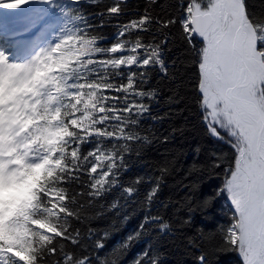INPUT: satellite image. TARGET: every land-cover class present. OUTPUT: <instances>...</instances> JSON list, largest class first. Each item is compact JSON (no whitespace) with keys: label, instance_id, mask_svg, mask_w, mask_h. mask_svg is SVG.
Segmentation results:
<instances>
[{"label":"snow or ice","instance_id":"1","mask_svg":"<svg viewBox=\"0 0 264 264\" xmlns=\"http://www.w3.org/2000/svg\"><path fill=\"white\" fill-rule=\"evenodd\" d=\"M54 2L0 0V12ZM89 2L98 11L81 12L79 27L47 47L50 21L38 9L23 18L17 49L40 41L30 59L0 48V264H117L101 258L103 238L79 225L88 212L119 215L121 199L137 198L141 185H150L142 206L159 198L167 164L155 177H121L127 154L150 141L141 122L158 90L149 84L155 72L175 79L166 57L177 39L194 56L206 127L233 149L225 168L221 157L212 163L223 171L218 192L232 208L225 244L241 264H264V11H249L247 0H187L177 17L158 0L142 11L128 0ZM105 27L115 29L110 43ZM113 190L119 197L103 204ZM152 225L170 230L149 211L121 249ZM198 260L207 264L203 254ZM133 264H159L158 254L146 249Z\"/></svg>","mask_w":264,"mask_h":264},{"label":"trees","instance_id":"2","mask_svg":"<svg viewBox=\"0 0 264 264\" xmlns=\"http://www.w3.org/2000/svg\"><path fill=\"white\" fill-rule=\"evenodd\" d=\"M60 1L54 7L55 27L60 35L79 27L77 16L81 12L89 15L98 11L89 0L81 4L73 0ZM146 2L128 0L133 10L140 11ZM158 2L163 3L170 14L179 17L184 11L181 5L187 0ZM247 3L251 12L264 11V0H247ZM131 15L130 11L128 16ZM102 31L110 38L105 43H110L115 29L105 27ZM173 31L178 33L179 26ZM166 59L170 71L176 74L175 79L153 73L149 87L158 90L157 96L151 102V113L141 122L142 134L150 136V141L127 154V171L121 177L124 183L136 177H155L160 167L167 164L169 173L164 177L159 198L150 209L142 206L140 200L150 185H141L137 198L126 204L121 199L124 206L119 215L88 212V218L79 227L84 231L94 229L103 238L101 258L114 259L117 264H133L139 254L149 248L158 254L159 264H199L201 254L206 256L207 264H241L238 253L225 244L222 230L231 222L232 208L218 192L223 171L212 167L213 160L221 157V167L225 168L233 157V149L212 136L206 127L195 94L197 73L193 54L177 39ZM119 195V190H113L102 203L107 205ZM149 211L169 222L170 230L161 231L152 225L133 240L130 247L121 249L128 237L139 231ZM105 232L107 237H104Z\"/></svg>","mask_w":264,"mask_h":264},{"label":"rangeland","instance_id":"3","mask_svg":"<svg viewBox=\"0 0 264 264\" xmlns=\"http://www.w3.org/2000/svg\"><path fill=\"white\" fill-rule=\"evenodd\" d=\"M59 2H61V1L60 0H55V2L53 4H51V5H31L30 7L26 8V10H27V15L26 16L30 15L32 10L38 9V10H40L42 12L43 16L46 17L50 21V24L46 28L47 39L43 42V46L44 47H47V46H49L51 44H54L55 41L58 40L59 32L54 26L55 23H54V17H53L54 16L53 15V9H54L55 5L57 3H59ZM62 3H64V2H62ZM19 24H21V23L17 22V25H19ZM12 29H14V28H12ZM42 35H43V33H42ZM39 47L40 46H38V48H36L34 51L35 52L38 51ZM30 57H31V55L26 57V58H24V59H19V60L22 62L24 60L30 59ZM222 134H224V133H222ZM221 141L226 143V141H224V140H221ZM226 144L228 145V143H226ZM228 203H229V201H228Z\"/></svg>","mask_w":264,"mask_h":264},{"label":"bare ground","instance_id":"4","mask_svg":"<svg viewBox=\"0 0 264 264\" xmlns=\"http://www.w3.org/2000/svg\"><path fill=\"white\" fill-rule=\"evenodd\" d=\"M27 15V10H21L19 12H0V17H2L3 19V26L4 29H1L2 31H4L5 29H8V27H12L15 30L20 31L19 34L25 35L26 33L21 31V29L23 28V24L21 23V21L23 20V18H25ZM17 22H20L21 24L17 25ZM16 28V29H15ZM3 45V40L0 39V47ZM15 58H18L17 56H15ZM20 59V58H19Z\"/></svg>","mask_w":264,"mask_h":264},{"label":"flooded vegetation","instance_id":"5","mask_svg":"<svg viewBox=\"0 0 264 264\" xmlns=\"http://www.w3.org/2000/svg\"><path fill=\"white\" fill-rule=\"evenodd\" d=\"M204 2H206V0H204Z\"/></svg>","mask_w":264,"mask_h":264}]
</instances>
